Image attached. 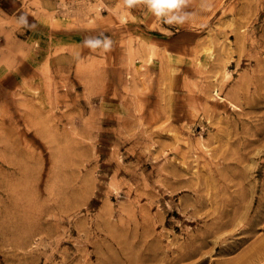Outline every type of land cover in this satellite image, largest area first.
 Segmentation results:
<instances>
[{
	"label": "rangeland",
	"instance_id": "rangeland-1",
	"mask_svg": "<svg viewBox=\"0 0 264 264\" xmlns=\"http://www.w3.org/2000/svg\"><path fill=\"white\" fill-rule=\"evenodd\" d=\"M188 10L0 0V264H264V0Z\"/></svg>",
	"mask_w": 264,
	"mask_h": 264
},
{
	"label": "clouds",
	"instance_id": "clouds-1",
	"mask_svg": "<svg viewBox=\"0 0 264 264\" xmlns=\"http://www.w3.org/2000/svg\"><path fill=\"white\" fill-rule=\"evenodd\" d=\"M143 4L162 25H183L192 17L188 10L189 0H123V5L127 9H132L138 4ZM16 23L21 28L35 29V24H29L25 15H20ZM84 44L92 50L109 51L112 48V40L103 34L96 36H87Z\"/></svg>",
	"mask_w": 264,
	"mask_h": 264
},
{
	"label": "bare ground",
	"instance_id": "bare-ground-1",
	"mask_svg": "<svg viewBox=\"0 0 264 264\" xmlns=\"http://www.w3.org/2000/svg\"><path fill=\"white\" fill-rule=\"evenodd\" d=\"M205 147H206V145H205ZM207 151L209 154V149H207ZM208 158H209V161L206 162L207 169H209L210 167H213V177L215 178V180L220 181V182L222 180V182H224V179H226L227 171L224 169H222L224 171H221V169H216L217 163L218 164L220 163V161H218L219 159H222L221 162L222 161L227 162V160L228 159L230 160V158H232V157L229 155H226V154L213 152V150H211ZM213 159H217V161H215V160L212 161ZM208 172H209V170H208ZM208 178H210V176H208ZM182 190H185V189H182ZM187 207H188V205L184 206V208H187ZM187 210H188V208H187ZM190 211H193V210L190 209Z\"/></svg>",
	"mask_w": 264,
	"mask_h": 264
}]
</instances>
